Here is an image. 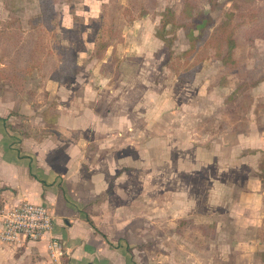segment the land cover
<instances>
[{
  "label": "rangeland",
  "instance_id": "obj_1",
  "mask_svg": "<svg viewBox=\"0 0 264 264\" xmlns=\"http://www.w3.org/2000/svg\"><path fill=\"white\" fill-rule=\"evenodd\" d=\"M0 115L106 232V264H229L241 194L264 191V0H0ZM10 175L0 222L25 199ZM53 230L44 248L0 229V264H70Z\"/></svg>",
  "mask_w": 264,
  "mask_h": 264
},
{
  "label": "crops",
  "instance_id": "obj_2",
  "mask_svg": "<svg viewBox=\"0 0 264 264\" xmlns=\"http://www.w3.org/2000/svg\"><path fill=\"white\" fill-rule=\"evenodd\" d=\"M1 117L0 115V176L4 174L7 176L8 172L12 174L10 176L22 172L25 180L20 181L21 192L17 196L25 198L24 201L47 204L52 208L55 219L53 231L56 236L66 241L70 264H106L103 253L109 250L110 241L106 232L98 229L92 220L88 218L83 220V210L70 205L66 195L55 193V188L60 185L58 178L50 181L49 175L46 177L45 172L39 171L30 158L20 157L22 153L15 147L19 133L6 127ZM258 148L264 149V146ZM18 164H22V171L19 169L17 172ZM2 181L0 177V183ZM49 182L53 184L49 185ZM260 182L261 179L258 177L249 179V189L241 194L240 204L233 213L234 225L240 233L239 236L235 234L237 237L232 238L231 244L236 249L227 258L229 264L261 263L260 255L264 251V237L259 236V233L264 231V191ZM10 205L6 203V207ZM1 227L2 221L0 229ZM94 228L98 233L91 231ZM47 240L48 235L38 241L27 243L41 244L46 248Z\"/></svg>",
  "mask_w": 264,
  "mask_h": 264
},
{
  "label": "built area",
  "instance_id": "obj_3",
  "mask_svg": "<svg viewBox=\"0 0 264 264\" xmlns=\"http://www.w3.org/2000/svg\"><path fill=\"white\" fill-rule=\"evenodd\" d=\"M1 221L2 240L13 245L42 239L51 233L55 223L53 212L47 204L30 201H21L5 207ZM48 247L56 260H60L65 253L59 237H51Z\"/></svg>",
  "mask_w": 264,
  "mask_h": 264
},
{
  "label": "trees",
  "instance_id": "obj_4",
  "mask_svg": "<svg viewBox=\"0 0 264 264\" xmlns=\"http://www.w3.org/2000/svg\"><path fill=\"white\" fill-rule=\"evenodd\" d=\"M211 18H212L211 15H208V19H204V17H200L199 15L197 16V13L194 12V17H193L194 28L197 29L204 28L207 25V23L211 20ZM192 34H193V30L190 31L189 35ZM229 47H233V46H229Z\"/></svg>",
  "mask_w": 264,
  "mask_h": 264
}]
</instances>
